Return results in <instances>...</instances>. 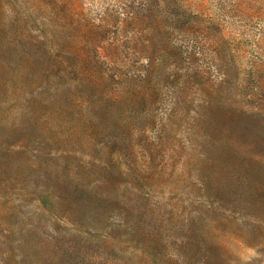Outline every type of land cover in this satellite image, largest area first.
<instances>
[{
	"label": "rangeland",
	"instance_id": "rangeland-1",
	"mask_svg": "<svg viewBox=\"0 0 264 264\" xmlns=\"http://www.w3.org/2000/svg\"><path fill=\"white\" fill-rule=\"evenodd\" d=\"M0 264H264V0H0Z\"/></svg>",
	"mask_w": 264,
	"mask_h": 264
}]
</instances>
